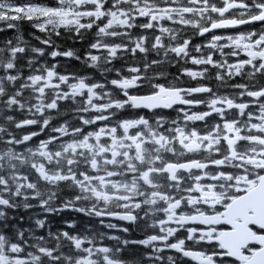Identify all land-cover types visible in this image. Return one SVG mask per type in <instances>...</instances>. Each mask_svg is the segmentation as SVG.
<instances>
[{
	"label": "snow or ice",
	"instance_id": "obj_1",
	"mask_svg": "<svg viewBox=\"0 0 264 264\" xmlns=\"http://www.w3.org/2000/svg\"><path fill=\"white\" fill-rule=\"evenodd\" d=\"M19 21L45 34L53 59L80 60L56 40L88 34L84 63L102 76L118 54L143 57L101 82L57 71L20 37L0 46V264H124L116 254L128 245L151 247L153 264H264V0H0V22ZM181 61L193 67L169 78L165 63ZM61 102L76 123H52ZM61 185L77 191L57 205ZM34 207L42 215L28 227L9 215ZM65 210L154 231L53 230L48 216Z\"/></svg>",
	"mask_w": 264,
	"mask_h": 264
},
{
	"label": "flooded vegetation",
	"instance_id": "obj_2",
	"mask_svg": "<svg viewBox=\"0 0 264 264\" xmlns=\"http://www.w3.org/2000/svg\"><path fill=\"white\" fill-rule=\"evenodd\" d=\"M241 27L242 28H248V29L254 28L256 30H259L260 24L254 23V24L249 25V26H241ZM215 31L219 34L220 32H223L225 30H215ZM227 31L232 32L235 30L229 29ZM205 35L208 36L209 34H205ZM31 38H32V36H31ZM68 38H69V35H66V34L62 35V38H60V41L61 40L62 41L67 40ZM89 39H90V36L88 34H86L85 39L81 40L82 42L86 43V47L83 48L82 50H79V51L75 50L74 49L75 45H72L70 47L76 52L77 55H80V57H81L80 60H76L73 58H64V57L55 58L56 65H57L56 70L60 71V72H65L64 66L66 64L73 63V64H75V68L72 69V71H68V72H73L77 75L87 76V77L91 78L92 80H100L101 82H103L104 78L109 79V80L113 79V78H117L116 71H115L116 69H120L121 75H127L125 68L129 65L135 66V65L139 64L141 62L142 57H143V54H140L139 52H137L135 57L131 56L130 54H125V56L123 58H121L118 54L117 58L113 59L111 61V64L106 66V67L110 68L111 71L104 72L103 76H102L100 69L95 68V67H89L86 63H84L83 54L86 50H88ZM204 39H205L204 37H194L192 40V43H202L204 41ZM56 42H59V40H56ZM225 51H227V50H225ZM154 56H155L154 53L149 52L146 58L148 60H151ZM214 58H215V56H214ZM241 58H243V54H241ZM182 66L183 67H193L191 64H185L182 61L175 63V64H171V63L166 62L164 65V70H166L170 74L169 78H171V75L178 74V70ZM212 71H214V70L210 69V72H212ZM181 80L184 84L190 85V86H195V83H196L195 81H192V80L188 79L187 77H181ZM233 80H236L238 82H242L239 77H235V78H233ZM204 83H209V81L206 80V81H204ZM218 83L219 82H216L214 80L211 81L212 86H215ZM77 102L79 103V100ZM165 113H166V110H165ZM67 120L69 121L70 124L74 121V119L72 118V114H70V116ZM57 122L58 121L56 118H54L52 121L53 124H56ZM43 135L44 134L41 133L42 138H43ZM191 155L192 154H185L183 157H180V159H182V160L187 159ZM170 158L176 159V157H171V156H170ZM60 188L62 189L61 190L62 193L60 196V202L62 199L63 200L71 199L74 192L77 191L76 189L66 188L63 185H61ZM31 202H33V201H31ZM137 211H139V210H137ZM64 212L69 214L68 220H74L75 221L74 227L69 229L65 223L57 225L56 224L57 218L52 219V218L48 217V220L53 225V230H55L56 227H60L63 230L74 231L77 233H84L85 230H88L89 232L104 233L105 237H107L109 235H118L121 237V239H131V240L143 239L146 235L152 234L154 231L153 229L145 227L143 224V221H137L136 224H132L130 222L119 221L115 218L107 217V218H104V224H100L98 218L88 217V216H85L81 213L72 212L70 210H65ZM139 214L141 217L144 216V213L142 211H140ZM36 217H34V218H36ZM107 223H114L120 227H127L129 229V232L128 233H122V232H119L115 229H108L106 227ZM98 242L105 243L109 246H113L116 243L115 241H110L107 238H105L103 241H99V238H98ZM138 251H140V253L142 254L141 257H138V254H139ZM151 252H152L151 247H145L143 245H128L127 247L122 248L121 252L117 253L116 256H117V258L122 260L124 262V264H153V262L149 259V254ZM171 254H172L171 251H167L164 253L165 256L171 255ZM165 264H167L166 261H165Z\"/></svg>",
	"mask_w": 264,
	"mask_h": 264
},
{
	"label": "trees",
	"instance_id": "obj_3",
	"mask_svg": "<svg viewBox=\"0 0 264 264\" xmlns=\"http://www.w3.org/2000/svg\"><path fill=\"white\" fill-rule=\"evenodd\" d=\"M24 1L25 0H13L14 3H24ZM32 1L35 2L34 0H32ZM16 23H17L16 28H7L5 26L4 22H0V46H2L3 42L6 40H13V42H15L16 37H20V39L22 41H24V42L26 41V43L32 47L36 46L35 43L39 44V40L41 39V38L37 39V37H39V35L41 34L39 31L34 32L32 25H30L28 23H24V21H19ZM25 32H26V36H25V39L23 40L22 34ZM31 36L33 39H35L34 40L35 43L32 41L33 39L31 38ZM59 41H60V39H59ZM60 42L61 43H59V42H56V43L59 44L62 49L70 48L72 45H75L74 49L79 51V50H82L83 48L86 47L85 42H82L81 40H75L74 38H72L70 36L67 40H64V41L61 40ZM45 48H47V47H45ZM74 68H75V64H73V63L66 64L64 66L65 71H72V69H74ZM256 82H261V81L257 80ZM218 84H216L215 87L218 86ZM61 107H62L61 115H65L69 112V109L63 108V107H65V105H62ZM23 131H25V130H23ZM61 190L62 189L60 187L53 189V191H55L56 195H57V199H56L55 203L60 202V196L62 193ZM40 212H41V210L39 208H37V210L33 213H25L23 208H19V209L12 210L11 212L9 211V215H13V216H17V217L23 216L24 220L22 221V225L24 227H28L31 223L30 218L36 217L37 214H41ZM58 223L62 224V221H58ZM138 253H139L138 257H141L142 254L140 253V251H138Z\"/></svg>",
	"mask_w": 264,
	"mask_h": 264
},
{
	"label": "rangeland",
	"instance_id": "obj_4",
	"mask_svg": "<svg viewBox=\"0 0 264 264\" xmlns=\"http://www.w3.org/2000/svg\"><path fill=\"white\" fill-rule=\"evenodd\" d=\"M24 23H28V24H30V25H32L31 24V22H29V21H24ZM25 39V37L23 38V40ZM59 43H61L60 41H59ZM46 62V61H45ZM78 103V102H77ZM62 105H65V107H63V108H68V105H67V102H61V106ZM62 108V107H61ZM37 209V208H36ZM54 219V218H53ZM58 221H62V218H57V225H59V223H58ZM63 222V221H62Z\"/></svg>",
	"mask_w": 264,
	"mask_h": 264
}]
</instances>
